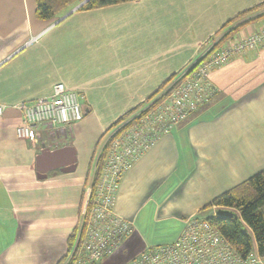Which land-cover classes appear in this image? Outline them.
<instances>
[{
  "label": "crops",
  "instance_id": "obj_1",
  "mask_svg": "<svg viewBox=\"0 0 264 264\" xmlns=\"http://www.w3.org/2000/svg\"><path fill=\"white\" fill-rule=\"evenodd\" d=\"M262 3L132 0L44 20L35 0H0V264H58L105 133L193 61L225 22ZM263 24L264 16L233 38ZM208 78L216 95L119 179L113 210L133 231L98 264H124L147 243L174 240L182 220L264 170V46ZM58 82L79 94L83 117L70 127L39 126L35 145L19 138L16 104L50 95Z\"/></svg>",
  "mask_w": 264,
  "mask_h": 264
},
{
  "label": "built area",
  "instance_id": "obj_2",
  "mask_svg": "<svg viewBox=\"0 0 264 264\" xmlns=\"http://www.w3.org/2000/svg\"><path fill=\"white\" fill-rule=\"evenodd\" d=\"M208 40L200 54L171 81L167 93L140 122L126 129H114L101 141L96 159L106 148L101 170L93 188H87L75 227L73 243L62 264H98L114 254L133 231V223L114 213L118 182L132 162L160 135L206 105L217 93L209 72L236 57L264 46V24L242 36L226 39L213 47ZM17 136L33 145L39 142V126L70 127L83 117L81 97L63 83H56L50 95L21 101ZM6 106L0 104V116ZM200 211L182 220L174 240L145 246L124 264H262L252 250L238 253L211 223L215 217Z\"/></svg>",
  "mask_w": 264,
  "mask_h": 264
},
{
  "label": "trees",
  "instance_id": "obj_3",
  "mask_svg": "<svg viewBox=\"0 0 264 264\" xmlns=\"http://www.w3.org/2000/svg\"><path fill=\"white\" fill-rule=\"evenodd\" d=\"M36 8L35 13L38 19H52L58 18L71 8L75 7L83 0H35ZM132 0H88L78 9H94L99 7H104L108 5H113L121 2H127ZM264 6V3L257 5L253 8L247 9L239 13L234 18L225 22L220 31L225 29L231 23H233L238 18L250 14L255 9ZM262 15V14H261ZM254 18L259 19L261 16ZM252 19V18H251ZM254 19H252L254 21ZM252 20H247L241 26H238L236 29L231 32H227L228 36L226 38H233L234 33H236L240 27L252 22ZM219 31V32H220ZM218 32V33H219ZM216 35V34H215ZM232 36V37H231ZM225 38V40H226ZM182 70V69H181ZM180 70V71H181ZM178 71L174 75H171L167 80H165L159 88L145 101L153 97L163 86H165L169 81L171 82L180 72ZM167 92H163V96ZM142 103L118 119L120 121L123 117L133 113L137 110ZM116 121V123L118 122ZM115 123V124H116ZM114 124V125H115ZM106 153V148L101 151L100 155L95 161L94 158L91 161L89 171L87 173L85 187L83 190V198L87 188L90 185V188L94 187L95 182L98 179L102 162ZM210 207H222L237 210V215L239 216L242 223H238L233 218L226 217H210L211 223L219 230L221 235L231 244V246L242 256H246L252 250H255L256 254L264 261V170L256 173L246 182L237 186L231 191L224 192L216 196L207 208ZM75 234V229L69 236L67 240V251L73 243V237ZM67 253V252H66ZM65 257L61 259L58 264H62Z\"/></svg>",
  "mask_w": 264,
  "mask_h": 264
},
{
  "label": "rangeland",
  "instance_id": "obj_4",
  "mask_svg": "<svg viewBox=\"0 0 264 264\" xmlns=\"http://www.w3.org/2000/svg\"><path fill=\"white\" fill-rule=\"evenodd\" d=\"M263 14H264V6L255 9L250 14H246V15L238 18L233 23H231L229 26H227L225 29H223L222 31H220L219 33H217L216 35L211 37L209 39L210 40L209 42L212 43L213 47L218 46L219 44H221L225 41V38L228 36V34H226L227 32H229V31L231 32L232 30L236 29L238 26H241V24H243L245 21L260 17L259 15L263 16ZM254 21H255V19H254ZM252 22H253V20H252ZM240 28H242V27H240ZM226 39H229V38H226ZM170 83L171 82L169 81L153 97H151L150 99H148L147 101L142 103V105L137 110H135L133 113L123 117L120 121H118L115 125H113V127H111L107 133H105V135L103 136V139L101 141H104V139H106V137H108L109 133L111 131H113L114 129H119V131H121V129H126L128 127H131L133 125L138 124L140 122V119L142 117H144L146 115V113L149 110H151L152 107L159 100H161L163 98V92L167 89V87ZM97 146H99V144ZM94 157H95V161H96V154ZM212 209H214V208L212 207L210 209L209 208L205 209V212L210 213L212 211ZM235 211L237 212V210H235ZM164 242H165V240L157 239L153 242L147 243L146 246H152V245L161 244Z\"/></svg>",
  "mask_w": 264,
  "mask_h": 264
},
{
  "label": "water",
  "instance_id": "obj_5",
  "mask_svg": "<svg viewBox=\"0 0 264 264\" xmlns=\"http://www.w3.org/2000/svg\"><path fill=\"white\" fill-rule=\"evenodd\" d=\"M86 1H88V0H83L81 3H79L76 7H74L72 10H70L68 13H70L71 11H73V10H75V9H77V8H79L80 6H82ZM67 13V14H68ZM66 15V14H65ZM64 15V16H65ZM43 146H44V144H43ZM48 150V149H47ZM60 151H58V150H55L54 152H53V154H58ZM44 154V152H40V154L38 155V158H42V155ZM50 154V153H49ZM71 169H73V165H68L67 167H65L63 170L64 171H69V170H71ZM45 173H46V170H41V169H39L38 170V176L39 177H42V176H45ZM214 215L216 216V217H228V218H233V219H235L238 223H242L241 222V220H240V218H239V216L237 215V213L235 212V211H233L232 209H229V208H222V207H218V208H216L215 209V211H214Z\"/></svg>",
  "mask_w": 264,
  "mask_h": 264
}]
</instances>
